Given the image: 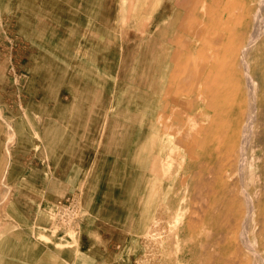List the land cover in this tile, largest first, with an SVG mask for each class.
<instances>
[{
	"label": "rangeland",
	"instance_id": "obj_1",
	"mask_svg": "<svg viewBox=\"0 0 264 264\" xmlns=\"http://www.w3.org/2000/svg\"><path fill=\"white\" fill-rule=\"evenodd\" d=\"M221 255L264 264V0H0V264Z\"/></svg>",
	"mask_w": 264,
	"mask_h": 264
},
{
	"label": "bare ground",
	"instance_id": "obj_2",
	"mask_svg": "<svg viewBox=\"0 0 264 264\" xmlns=\"http://www.w3.org/2000/svg\"><path fill=\"white\" fill-rule=\"evenodd\" d=\"M257 16V15H256ZM261 16V15H260ZM258 17H259V15H258ZM256 18V17H255ZM261 19V18H260ZM262 20V19H261ZM258 21V20H257ZM260 23V22H259ZM261 25V24H260ZM257 26V25H256ZM256 29V28H255ZM258 29H259V27H258ZM260 31V30H259ZM263 31V30H262ZM260 36V35H259ZM251 37V36H250ZM255 40V39H254ZM248 43V42H247ZM244 50V49H243ZM242 51V50H241ZM244 52V51H243ZM243 60V59H242ZM245 62V61H244ZM183 68H182V64L180 63V62H177V64H175V69H174V73H173V78H172V91H173V93H172V95H171V97H172V100H173V104L174 103H176L177 101H178V97H179V91L180 90H186V87H188L189 88V96L190 95H192V99H191V105H192V107H193V110L195 111L196 110V96L198 97V95H197V93L199 94V89H198V91L195 93V91H196V89H197V86L195 85V84H197L196 82L194 83L193 81V84L190 86V81H191V75L190 74H188V81H185L186 80V78H187V75L185 74V72H182L181 73V70H182ZM198 69H199V72H201V74H202V70H201V66L200 67H198ZM250 69V68H249ZM197 75V74H196ZM250 77V76H249ZM250 80H253V78H252V76H251V79ZM187 83V84H186ZM253 84V83H252ZM176 88V90H175V92L176 91H178V94H177V96L176 95H174V89ZM206 91V88L204 89V91H203V96L205 97L206 95H207V93L205 92ZM208 96V95H207ZM175 97V98H174ZM254 97V96H253ZM253 103H254V101H253ZM257 111V110H256ZM172 114H173V110H172ZM247 114V113H246ZM254 114V113H253ZM252 117V116H251ZM254 119V118H253ZM202 120H203V122L204 123H202V126H200V127H197V124H198V121H197V119H196V115H194L193 117H191V121H192V123H191V121H190V123H191V125H192V129H193V137H191V139H189L190 141L188 142V145H189V147H188V149H189V156H190V158H193V156H194V158H193V163H189L190 165H189V170L191 171V173L194 171V167H197L196 165L197 164H199V163H197L196 164V161L200 158V157H198V156H200V153H203L204 154V156H206L207 154H210L211 153V149L210 148H212V142H213V138H211L209 135V137L207 136V134H205V130H206V128L207 127H211V119H207V118H205V117H203L202 118ZM174 122V121H173ZM171 126H172V124H171ZM168 127V126H167ZM171 128V127H170ZM198 130H197V129ZM236 128V127H235ZM172 129V128H171ZM174 132V131H173ZM204 133V135L203 134H201V137H200V133ZM250 133V132H249ZM252 133V132H251ZM253 134V133H252ZM248 135V134H247ZM246 135V136H247ZM220 137V136H219ZM220 138H222V137H220ZM246 138V137H245ZM250 141V140H249ZM209 144L210 145V148H209V153H208V149L207 150H204L205 149V144ZM248 143V142H247ZM246 143V144H247ZM251 145V144H250ZM249 146V145H248ZM247 147V146H246ZM198 148H200V151H197V149ZM246 150V149H245ZM205 151H207L206 153H205ZM208 156V155H207ZM245 156V155H244ZM190 158H189V160H190ZM192 160V159H191ZM191 160H190V162H191ZM236 161V160H235ZM240 162V161H239ZM158 164H159V162H158ZM153 167V166H152ZM185 167H188V165L187 166H185ZM199 167H200V165H199ZM241 168V167H240ZM152 169V168H151ZM150 172H151V170H150ZM149 172V173H150ZM158 172V171H157ZM157 174V173H156ZM160 174V173H159ZM161 175V174H160ZM199 176V173L197 174V177L195 176V175H191L190 174V172H189V176H187V178H186V180H188L189 181V178H190V182H192L193 184H194V188H195V194L196 195H198L199 196V191H201L200 190V186H199V182L200 181H202V179H203V175L202 176H200V177H198ZM206 181V180H205ZM161 182V181H160ZM248 184V183H247ZM201 185V184H200ZM198 188H199V191H198ZM247 193V192H246ZM248 196V195H247ZM246 196V197H247ZM254 198V197H253ZM249 200H250V198H249ZM258 200V199H257ZM256 200V201H257ZM248 201V200H247ZM247 207V206H246ZM253 217V216H252ZM172 218V217H171ZM250 218V217H249ZM252 219V218H251ZM193 222V221H192ZM197 222H199V221H197ZM196 222V223H197ZM229 222V221H228ZM252 222V221H251ZM258 222V221H257ZM176 223V222H175ZM200 223V222H199ZM228 224V223H227ZM243 224V223H242ZM199 225V224H198ZM197 225V226H198ZM235 226V225H234ZM192 227V226H191ZM197 228H199V226L197 227ZM235 228V227H234ZM191 229V228H190ZM196 230V229H195ZM234 230V229H233ZM242 233V232H241ZM255 233V232H254ZM257 235V234H256ZM241 236V235H240ZM240 240V239H239ZM246 240V239H245ZM249 240V239H248ZM226 243V242H225ZM208 245V244H207ZM220 245V244H219ZM203 246V245H202ZM209 246V245H208ZM254 247H256V246H254ZM203 248V247H202ZM205 248V247H204ZM216 248V247H215ZM205 249H208V248H205ZM204 249V250H205ZM238 249V248H237ZM236 249V250H237ZM247 249V248H246ZM243 250V249H242ZM250 250V249H249ZM207 251V250H206ZM211 252V251H210ZM238 252V251H237ZM236 252V253H237ZM205 253V252H204ZM203 253V254H204ZM235 253V252H234ZM233 253V254H234ZM217 255V254H216ZM218 256V255H217ZM217 256H212L211 258H210V260H211V262L213 263L214 261V264H241L240 262H239V259H236L235 258V261L232 259V258H228L226 255L225 256H223V255H221L220 257H217ZM232 256V255H231ZM237 258H238V256H236ZM243 259V258H242ZM200 261H202V260H200ZM242 261H245V260H242ZM249 262V261H248ZM204 263H205V261H204ZM211 263V264H212ZM250 263V262H249ZM248 263V264H249ZM170 264H178V262H177V260L174 262V261H171V263Z\"/></svg>",
	"mask_w": 264,
	"mask_h": 264
},
{
	"label": "crops",
	"instance_id": "obj_3",
	"mask_svg": "<svg viewBox=\"0 0 264 264\" xmlns=\"http://www.w3.org/2000/svg\"><path fill=\"white\" fill-rule=\"evenodd\" d=\"M187 104H190V102H185L183 103V105L180 103V100L178 99L177 101V106H176V103H174L173 107H172V110H173V121L174 122H177L179 124V113H180V110H182L183 108H186L189 107V105ZM178 107V108H177ZM177 108V109H176Z\"/></svg>",
	"mask_w": 264,
	"mask_h": 264
}]
</instances>
